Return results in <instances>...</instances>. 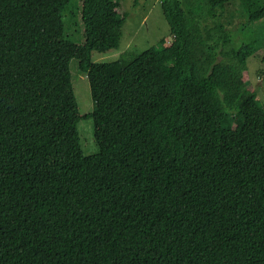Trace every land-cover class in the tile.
I'll return each instance as SVG.
<instances>
[{"label": "trees", "instance_id": "16d2710c", "mask_svg": "<svg viewBox=\"0 0 264 264\" xmlns=\"http://www.w3.org/2000/svg\"><path fill=\"white\" fill-rule=\"evenodd\" d=\"M122 1L81 0L76 43L71 0H0V264H264V104L242 76L257 44L221 20L233 0H160L172 44L96 60L120 47Z\"/></svg>", "mask_w": 264, "mask_h": 264}, {"label": "rangeland", "instance_id": "374dc122", "mask_svg": "<svg viewBox=\"0 0 264 264\" xmlns=\"http://www.w3.org/2000/svg\"><path fill=\"white\" fill-rule=\"evenodd\" d=\"M80 1L71 0L63 12L66 35L76 43L84 41L83 28L81 30L80 25ZM260 4H264V0H257L256 3L233 0L227 6L221 20L229 28L235 45L248 42L257 44V51L249 58L242 76L249 83L248 87H252L256 92L261 104H264V19L248 22L249 12ZM121 12H126L127 16L122 29L120 47L105 53L95 52L96 60L111 61L121 56L129 59L136 53L152 50L158 45L164 47L172 44L173 36L160 0H140L138 4H135L134 0H123ZM114 67L117 68V65ZM71 71L81 114L80 142L85 154H94L98 152L99 147L94 140V121L90 116L94 101L89 80L87 75L79 70L77 59L71 61Z\"/></svg>", "mask_w": 264, "mask_h": 264}]
</instances>
